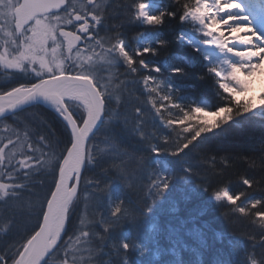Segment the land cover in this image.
I'll use <instances>...</instances> for the list:
<instances>
[{"label": "snow or ice", "instance_id": "snow-or-ice-1", "mask_svg": "<svg viewBox=\"0 0 264 264\" xmlns=\"http://www.w3.org/2000/svg\"><path fill=\"white\" fill-rule=\"evenodd\" d=\"M166 19L202 53L215 106L181 102L150 74L160 68L144 57L168 40L143 31L125 39L126 28ZM254 22L264 25V0H0V264H109L108 233L131 215L111 202L112 187L159 195L170 177L150 160L164 154L202 178L229 220L252 228L246 264H264V137L252 156L191 155L238 118H264V105L234 99L262 70ZM237 160L245 170L225 179Z\"/></svg>", "mask_w": 264, "mask_h": 264}, {"label": "trees", "instance_id": "trees-1", "mask_svg": "<svg viewBox=\"0 0 264 264\" xmlns=\"http://www.w3.org/2000/svg\"><path fill=\"white\" fill-rule=\"evenodd\" d=\"M158 3L162 4L163 0ZM182 27L171 19H166L159 29L135 25L125 29V39L129 45L136 43L132 40L133 34L143 31L151 33L153 38L168 40L170 43L160 49L158 55L144 57L147 63L160 68L159 73L150 74L177 90L181 102L215 106L218 98L213 78L204 75L208 64L202 53L176 39ZM139 42L143 43V38ZM173 67H182L184 72L173 73ZM200 75H204V79H199ZM235 100L248 106L244 99ZM206 119L215 118L206 116ZM225 129L227 131L208 134L203 142L197 143L191 155L194 157L196 151L218 155L257 154V141L264 137V118H260L259 113L240 117ZM150 167L170 177L167 189L159 195L133 194L119 182L112 187L111 202L123 200L131 215L108 233L105 253L109 264H246V253L252 246L247 235L252 228L242 220H229L224 206L214 199L211 188L204 185L201 177L185 173L180 158L164 154L152 158ZM245 167L237 160L226 171L225 179L235 181L237 173L243 172ZM108 211L106 207V214ZM124 243L129 246L127 251L122 247Z\"/></svg>", "mask_w": 264, "mask_h": 264}, {"label": "rangeland", "instance_id": "rangeland-1", "mask_svg": "<svg viewBox=\"0 0 264 264\" xmlns=\"http://www.w3.org/2000/svg\"><path fill=\"white\" fill-rule=\"evenodd\" d=\"M155 9H157V7H153V11H155ZM233 11L235 12V10H233ZM253 27L256 29L258 34L264 35V25H262L259 22H254ZM198 39H202V38L198 37ZM261 68H262L261 71L256 72V74L254 76H252L248 79L247 87L244 90H242V91L237 90L236 91L234 99H237V100L244 99L246 101V103L248 104V106H250V107H252V106L258 107V105H260V106L264 105V93H261L260 95L249 94V93H253V89H254V87L258 86L259 81H264V62H262ZM238 75L242 79H244L246 77V74L243 72L238 73ZM254 82H257V83L254 84ZM204 104L208 105L210 103H208V104L204 103ZM205 116L213 118V116H211L207 113H205Z\"/></svg>", "mask_w": 264, "mask_h": 264}, {"label": "clouds", "instance_id": "clouds-1", "mask_svg": "<svg viewBox=\"0 0 264 264\" xmlns=\"http://www.w3.org/2000/svg\"><path fill=\"white\" fill-rule=\"evenodd\" d=\"M256 83L257 82H254V84ZM261 93H264V81H259L258 86L254 87L253 93H249V94L260 95Z\"/></svg>", "mask_w": 264, "mask_h": 264}, {"label": "bare ground", "instance_id": "bare-ground-1", "mask_svg": "<svg viewBox=\"0 0 264 264\" xmlns=\"http://www.w3.org/2000/svg\"><path fill=\"white\" fill-rule=\"evenodd\" d=\"M239 2H242V0H239ZM243 3V2H242ZM235 11H239V10H235ZM245 23H247V21H245Z\"/></svg>", "mask_w": 264, "mask_h": 264}]
</instances>
